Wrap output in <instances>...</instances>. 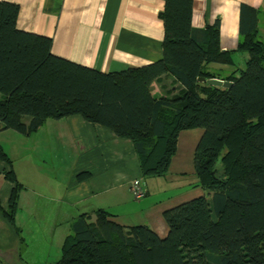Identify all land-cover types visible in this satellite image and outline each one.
<instances>
[{"label":"trees","instance_id":"16d2710c","mask_svg":"<svg viewBox=\"0 0 264 264\" xmlns=\"http://www.w3.org/2000/svg\"><path fill=\"white\" fill-rule=\"evenodd\" d=\"M164 1L162 58L107 73L53 55L50 38L17 28L19 6L0 2V131L29 135L49 117L80 115L130 139L148 178L168 171L180 131L203 129L193 164L205 194L164 210L165 237L98 209L93 222L71 221L50 264H264V41L245 33L246 67L219 77L209 65L232 57L220 48L218 22L194 28L192 0ZM161 76L181 89L155 96ZM0 158L11 165L1 147ZM4 176L15 184L4 210L12 221L21 184L12 169Z\"/></svg>","mask_w":264,"mask_h":264},{"label":"crops","instance_id":"0c3cea01","mask_svg":"<svg viewBox=\"0 0 264 264\" xmlns=\"http://www.w3.org/2000/svg\"><path fill=\"white\" fill-rule=\"evenodd\" d=\"M3 1L19 6V30L50 38L53 55L77 64L107 73L162 58L164 24L159 13L164 0ZM192 9V26L205 28L218 22L220 48L231 52V64L209 67L219 77L244 69L248 54L239 43L250 31L264 41V0H192ZM181 87L172 76H161L151 84L157 97L172 95ZM48 122L29 135L0 131V147L11 161L9 165L0 158V264L58 260L71 221L86 214L93 222L98 209L125 227L148 225L163 238L168 233L164 210L205 194L193 164L203 129L180 131L168 171L146 178L130 139L80 115L58 119L59 126ZM53 129L71 138L77 153L72 163L54 162ZM10 169L21 184L12 221L4 214L15 186L4 176ZM134 180L146 190L138 199L129 191ZM54 247L59 254L52 253Z\"/></svg>","mask_w":264,"mask_h":264},{"label":"rangeland","instance_id":"374dc122","mask_svg":"<svg viewBox=\"0 0 264 264\" xmlns=\"http://www.w3.org/2000/svg\"><path fill=\"white\" fill-rule=\"evenodd\" d=\"M58 119L61 118H51V117L47 118V120H49L48 123L53 124L52 126H59V124H57ZM52 133H53L52 134L53 137L55 136L53 138V153H52L54 162L60 161L62 163L63 162L72 163V161L75 160L77 153L75 151L71 138L68 137L67 134L64 136L60 135L61 133L57 134V131L54 129ZM55 251H56V255L60 253V249L58 250L57 247L52 248V253H54ZM58 257L56 256L54 258H58Z\"/></svg>","mask_w":264,"mask_h":264},{"label":"built area","instance_id":"2783aa9c","mask_svg":"<svg viewBox=\"0 0 264 264\" xmlns=\"http://www.w3.org/2000/svg\"><path fill=\"white\" fill-rule=\"evenodd\" d=\"M129 191L133 195L134 198L138 199L143 197L146 194V190L141 187L137 180H134L129 185Z\"/></svg>","mask_w":264,"mask_h":264},{"label":"water","instance_id":"95a60500","mask_svg":"<svg viewBox=\"0 0 264 264\" xmlns=\"http://www.w3.org/2000/svg\"><path fill=\"white\" fill-rule=\"evenodd\" d=\"M198 81L200 82H206L210 85H214V86H221V87H230L232 82L227 81V80H222V79H218V78H204V77H199Z\"/></svg>","mask_w":264,"mask_h":264}]
</instances>
